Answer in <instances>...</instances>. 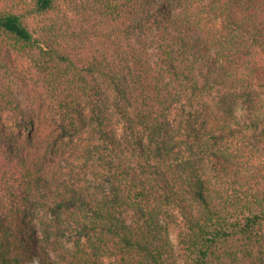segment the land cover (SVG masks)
Wrapping results in <instances>:
<instances>
[{
    "label": "trees",
    "instance_id": "16d2710c",
    "mask_svg": "<svg viewBox=\"0 0 264 264\" xmlns=\"http://www.w3.org/2000/svg\"><path fill=\"white\" fill-rule=\"evenodd\" d=\"M91 1L116 35L106 53L81 57L64 0H0V146L31 128L30 98L42 94L64 128L85 123L89 107L101 141L100 163L66 177L48 169L43 138L28 136L6 189L13 207L0 202V264H54L30 243L33 206L86 237L75 252L54 245L69 264H102L103 254L119 264H263L264 0ZM136 33L140 46L118 42Z\"/></svg>",
    "mask_w": 264,
    "mask_h": 264
},
{
    "label": "rangeland",
    "instance_id": "374dc122",
    "mask_svg": "<svg viewBox=\"0 0 264 264\" xmlns=\"http://www.w3.org/2000/svg\"><path fill=\"white\" fill-rule=\"evenodd\" d=\"M88 1L91 6L83 5L79 0H72V2L64 0L62 4L67 18L80 36V40L72 46L75 53L81 57L106 53L111 39L116 35L114 24L109 19L110 16L102 13L103 10L92 4L91 0ZM141 36H143L142 33H136V35L127 39L124 35H119L118 42L121 46H127L130 43L138 47L140 46L139 41L143 39ZM146 41L148 52L153 55L152 33L149 34ZM108 52L111 54L110 49ZM42 95V98L31 95L30 102H33V124L31 128L29 130L25 128L18 130L11 148L0 146V202L7 209L12 208L13 203L8 197L6 189L13 186L15 158L17 154L21 155L26 151L28 136L37 135L43 138L48 149V169L61 172L66 177L72 175L71 169H76L73 166H86L89 172L88 167L92 168V166L100 163V153L97 148L101 147V141L98 137L96 122L89 112V107L86 108L85 123L75 122L73 125L64 128L54 120L50 103L44 98V94ZM110 96L112 100L110 99L106 106L114 113L117 136L125 142L128 133L119 111L114 107L115 94L110 93L109 98ZM121 105H124V102ZM1 117L6 125L11 124L7 112H2ZM129 139L132 142V139ZM174 212L178 213L176 210ZM25 224L33 249L39 253L41 260H47L54 264H69L62 258L60 253L55 251L54 245L56 243L70 252H75L77 246L82 245L86 240L84 234L75 224L64 217L57 219L37 206L28 209ZM177 233V229H171L170 237L176 253L179 255ZM100 258L102 264H119L114 257L107 254H103ZM178 261L179 264H183L182 259Z\"/></svg>",
    "mask_w": 264,
    "mask_h": 264
}]
</instances>
